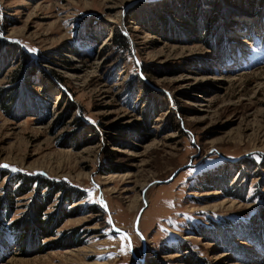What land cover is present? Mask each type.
Returning a JSON list of instances; mask_svg holds the SVG:
<instances>
[{"label": "rangeland", "instance_id": "obj_1", "mask_svg": "<svg viewBox=\"0 0 264 264\" xmlns=\"http://www.w3.org/2000/svg\"><path fill=\"white\" fill-rule=\"evenodd\" d=\"M161 1L0 0V200L40 175L81 207L52 194L43 234L34 185L0 264H264V0Z\"/></svg>", "mask_w": 264, "mask_h": 264}, {"label": "trees", "instance_id": "obj_2", "mask_svg": "<svg viewBox=\"0 0 264 264\" xmlns=\"http://www.w3.org/2000/svg\"><path fill=\"white\" fill-rule=\"evenodd\" d=\"M168 1H170V0H164V1L156 2V3L150 2V3H148L149 5H147V6L148 7L154 6L157 3L167 4L166 2H168ZM260 3L261 2H258V4H260ZM165 9L167 10V8H165ZM213 10H215V11L212 13H218L219 12L216 9H213ZM239 11H240V13H243L244 15H247V16H253V14L256 12L254 9L252 10V6H249V8H246V9L241 8V10H239ZM215 17L216 16L212 14L211 17L208 19L209 23L207 22V24L203 28L202 35H204V36H205V34H206V36L208 35V32H210L209 27L213 23ZM89 23H94V22L90 21ZM201 37H203V36H201ZM112 44H115V46L118 47V49H120L122 52H127V53L131 52L129 39L126 37V35L124 33H122V31L119 28L114 30V36H113ZM95 46H98V44H96ZM9 47L10 48L8 50H10L12 53V55L9 56L10 59L15 60L18 57H21V59L24 60V63L30 62L29 56H28V53L26 50H22L18 45H14V44H10ZM7 66L9 67V64ZM26 73H27V71H25V74ZM17 74L15 76H17ZM23 76H25V75H23ZM15 78L17 79V77H15ZM9 93H10V95H11V93H13L12 89H11V92H9ZM65 98L66 97L64 95H61L62 101H66ZM61 100H60V102H61ZM12 103H14V100L10 97H7L3 102H0V106L3 107L7 111L10 109L8 107V105H11ZM67 103L69 104L68 109L72 110L73 105L70 103L69 100H67ZM3 104H5V105H3ZM81 127L82 128L84 127L85 129H87V131H90V134L94 133L97 135V133L95 132V130L93 129L92 126H89L87 124H83ZM246 164L249 168L251 167L250 168L251 171H254V169H256L257 165H258V164H256L255 161H247ZM263 165H264V163H263ZM6 177H8L7 174H5L4 171L0 170V181H2ZM20 179L21 180L16 181V179L14 178L13 182L10 179H7V182L4 186V189H5V192H7V195H6V198H3L2 202L0 200V220L2 222H3V220H2L3 218L10 219L12 217L15 199L16 198L18 199L20 196H24V195L28 194L29 192H32V190L34 189L33 188L34 185H37V188H35L36 189L35 191L38 192V197L36 200L37 202L35 203L36 207L34 209L35 214H36L35 217H37L39 220L38 222L40 223V230L43 234H49L48 230H50V225L53 223L52 222L53 220L50 219V218L53 219V216H51V217L49 216L47 221H43V219H42L43 213H45L46 208L49 206V204L53 200L52 194L55 196L56 193H63V195H62L64 197L63 204L65 205L64 209H63L64 219L70 217L72 215V213H75L77 210L81 209V207H78V206L76 208L72 209L71 206L74 204V202L76 203V202L80 201V199L78 200L79 193H77L78 190H76L73 187H69V185L64 181H59V182L56 181L55 182V181H52V180L47 179L46 177L40 176V175H27V176L22 175ZM230 181L228 183H230ZM49 189H50V193L48 191ZM43 190L48 191L46 195H45V193L44 194L42 193ZM237 198L241 199V198H243V196L242 195L237 196ZM61 199H62V197H61ZM92 211L94 212V211H96V209L92 208ZM95 213H97V212H95ZM215 224H216V227H219L220 223H215ZM5 225H6V223H3V226H1V229L3 228L6 231L10 230V232H14V230L17 228V224L14 226V228H9V227H6ZM219 228L222 229V231L224 229H226L224 227L223 228L219 227ZM18 232H20V233H19V237H17V238L19 241L22 242L23 239L25 238V234H24L25 229L20 228V229H18ZM217 232H219V230H217ZM38 240L40 241V239H38ZM5 246H6L5 244H2L1 248H4ZM186 258H189V257L186 256ZM188 264H191V263L189 262Z\"/></svg>", "mask_w": 264, "mask_h": 264}, {"label": "water", "instance_id": "obj_3", "mask_svg": "<svg viewBox=\"0 0 264 264\" xmlns=\"http://www.w3.org/2000/svg\"><path fill=\"white\" fill-rule=\"evenodd\" d=\"M125 28H126L125 26L122 27V32L126 35L127 38H129V37H130V36H129V33L126 31ZM131 41H132V40H131ZM145 192H146V189L143 190V193H144V194H145ZM140 214H141V213H140ZM139 220H140V215H139V218H138V220H137V223L139 222Z\"/></svg>", "mask_w": 264, "mask_h": 264}, {"label": "snow or ice", "instance_id": "obj_4", "mask_svg": "<svg viewBox=\"0 0 264 264\" xmlns=\"http://www.w3.org/2000/svg\"><path fill=\"white\" fill-rule=\"evenodd\" d=\"M0 167H8L7 165H2V166H0ZM110 223H111V221H109Z\"/></svg>", "mask_w": 264, "mask_h": 264}, {"label": "bare ground", "instance_id": "obj_5", "mask_svg": "<svg viewBox=\"0 0 264 264\" xmlns=\"http://www.w3.org/2000/svg\"><path fill=\"white\" fill-rule=\"evenodd\" d=\"M144 201H146V197L144 196Z\"/></svg>", "mask_w": 264, "mask_h": 264}]
</instances>
